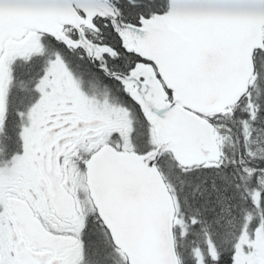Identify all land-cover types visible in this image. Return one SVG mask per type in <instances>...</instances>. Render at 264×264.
I'll return each mask as SVG.
<instances>
[{"label": "snow or ice", "instance_id": "obj_1", "mask_svg": "<svg viewBox=\"0 0 264 264\" xmlns=\"http://www.w3.org/2000/svg\"><path fill=\"white\" fill-rule=\"evenodd\" d=\"M0 264H264V0H0Z\"/></svg>", "mask_w": 264, "mask_h": 264}]
</instances>
